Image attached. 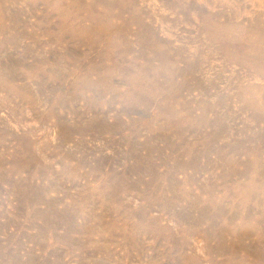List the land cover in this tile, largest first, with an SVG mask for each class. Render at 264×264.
<instances>
[{
    "label": "rangeland",
    "instance_id": "1",
    "mask_svg": "<svg viewBox=\"0 0 264 264\" xmlns=\"http://www.w3.org/2000/svg\"><path fill=\"white\" fill-rule=\"evenodd\" d=\"M0 11V264H264V0Z\"/></svg>",
    "mask_w": 264,
    "mask_h": 264
},
{
    "label": "bare ground",
    "instance_id": "2",
    "mask_svg": "<svg viewBox=\"0 0 264 264\" xmlns=\"http://www.w3.org/2000/svg\"><path fill=\"white\" fill-rule=\"evenodd\" d=\"M91 3V2H90ZM93 3H95V2H93ZM255 3V2H254ZM124 4V3H123ZM210 4V3H209ZM122 6V5H121ZM124 8V7H123ZM141 9V8H140ZM1 12V11H0ZM254 12V11H253ZM252 12V13H253ZM110 14V13H109ZM223 14V13H222ZM216 18V17H215ZM109 21V20H108ZM99 22V21H98ZM264 22V21H263ZM85 23V22H84ZM110 24V23H109ZM107 26V25H106ZM85 27V26H84ZM102 27V26H101ZM110 26H108V28H109ZM218 27V26H217ZM105 28V27H104ZM100 29H102V28H100ZM214 29V28H213ZM81 30V29H80ZM86 30V29H85ZM109 30V29H108ZM3 31V30H2ZM78 31V30H77ZM221 31V30H220ZM225 32V31H224ZM226 33V32H225ZM239 36V35H238ZM253 40H254V38H253ZM259 47V46H258ZM263 48H264V46H263ZM254 49V48H253ZM253 49H251V50H253ZM250 50V51H251ZM263 50V49H262ZM260 51V50H259ZM258 52V51H257ZM233 59V58H232ZM231 60V59H230ZM248 63V62H247ZM258 65V64H257ZM252 68V67H251ZM93 72V71H92ZM261 72V71H260ZM102 73V72H101ZM4 86V85H3ZM103 86V85H102ZM252 89V88H251ZM254 90H257V89H254ZM249 91V90H248ZM253 91V90H252ZM254 92V91H253ZM250 93H251V91H250ZM255 93H257V92H255ZM256 96V95H255ZM257 97V96H256ZM260 99V98H259ZM255 101H256V99H255ZM250 102H251V100H250ZM256 103V102H255ZM264 108V107H263ZM264 112V111H263ZM1 156V155H0ZM6 162V161H5ZM83 190V189H82ZM68 192V191H67ZM47 201V200H46ZM60 201V200H59ZM78 213V212H77ZM9 226V225H8ZM141 231V230H140ZM137 232V231H136ZM138 233H139V231H138ZM143 233V232H142ZM140 234V233H139ZM197 251V250H196Z\"/></svg>",
    "mask_w": 264,
    "mask_h": 264
}]
</instances>
